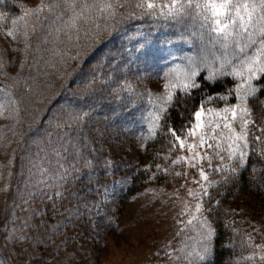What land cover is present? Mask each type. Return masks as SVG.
<instances>
[{
    "label": "rangeland",
    "instance_id": "374dc122",
    "mask_svg": "<svg viewBox=\"0 0 264 264\" xmlns=\"http://www.w3.org/2000/svg\"><path fill=\"white\" fill-rule=\"evenodd\" d=\"M111 2L108 11L76 17L64 0H0V240L8 254L1 263L212 261L206 196L213 172L237 161L241 168L248 157L249 100L264 75L259 35L240 52L245 41L229 42L202 23L198 13L212 0H193L192 8L181 0L178 16L138 7L144 0ZM252 56L250 72L244 62ZM201 77L235 84L208 97L177 140L174 164L184 165V180L162 184L156 166L128 195L134 173L154 162L148 145L175 95L198 88ZM258 263L262 242L229 264Z\"/></svg>",
    "mask_w": 264,
    "mask_h": 264
},
{
    "label": "trees",
    "instance_id": "16d2710c",
    "mask_svg": "<svg viewBox=\"0 0 264 264\" xmlns=\"http://www.w3.org/2000/svg\"><path fill=\"white\" fill-rule=\"evenodd\" d=\"M130 25L135 28L138 26ZM116 34L118 30L110 33L113 42ZM105 43H102L101 49ZM101 49L99 47L97 51ZM200 81L198 88L175 95L156 136L148 145L153 152L154 162L150 169L142 166L134 173L128 195L149 183L156 166L162 169L156 175L158 182L174 186L184 180V165L174 164V155L178 154L176 137H182L189 130L196 113L208 97L226 94L235 84L230 78L210 82L201 77ZM256 84L257 94L249 100L252 119L247 134L248 157L241 168L237 161L235 166L233 164L228 169L213 172L216 181L206 196V212L215 229L213 258L209 264H229L247 258L251 248L264 243V75ZM7 255L0 240V258H4L3 262ZM0 264H4L1 259Z\"/></svg>",
    "mask_w": 264,
    "mask_h": 264
},
{
    "label": "snow or ice",
    "instance_id": "6c2138e0",
    "mask_svg": "<svg viewBox=\"0 0 264 264\" xmlns=\"http://www.w3.org/2000/svg\"><path fill=\"white\" fill-rule=\"evenodd\" d=\"M64 2L69 3V7L73 9L76 17H79L83 13L89 12L92 9H99L100 12H105L113 7L111 0H71V2H69V0H64ZM77 2L81 5V11L79 13L75 12ZM177 4H179V7L176 6ZM186 5L188 8H192L193 0H186ZM137 6L146 7L150 10L159 9L161 13L171 16L181 15L185 10V3H182L181 0H171L170 4L164 5L156 4L154 0L153 2H150V0H144V3ZM194 7L200 9L201 5L196 3ZM165 8H167V12H164ZM198 15L202 17V23H210L212 25V30L221 34L229 42L239 44L240 41H245L239 47L240 52H245L247 48L257 44L256 34L258 33L260 39L257 55L264 54V0H221L219 3L212 0V2L205 3L204 12L198 13ZM74 26L73 23V27ZM8 35L11 36L12 33L9 32ZM255 60L256 56H252L244 62L248 66L250 72L253 70L252 62ZM258 70L264 72V64H262ZM251 91L254 92L255 89H252ZM171 99L172 97L169 96L168 100ZM225 111L227 112L228 109H225ZM233 115H235V112H233ZM200 118L201 112H197L196 119L199 121ZM154 120H159V116H154ZM197 126L201 127V125ZM244 126H246V122ZM226 127H230V125H226ZM173 135L175 136L176 133L173 132ZM176 138L179 140L178 136ZM236 139L246 140L245 137L241 136H237ZM200 143L201 145L205 143L203 136L201 137ZM180 146H184V141H180ZM208 146L212 147L211 144ZM189 147L194 148L196 145H190ZM239 155L242 162L244 152L240 151ZM201 159H203V157H201ZM200 175L203 179H208L203 171L200 172Z\"/></svg>",
    "mask_w": 264,
    "mask_h": 264
}]
</instances>
